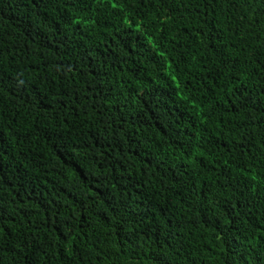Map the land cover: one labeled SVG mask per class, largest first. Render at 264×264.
Returning <instances> with one entry per match:
<instances>
[{"label": "trees", "instance_id": "16d2710c", "mask_svg": "<svg viewBox=\"0 0 264 264\" xmlns=\"http://www.w3.org/2000/svg\"><path fill=\"white\" fill-rule=\"evenodd\" d=\"M0 264H264V0H0Z\"/></svg>", "mask_w": 264, "mask_h": 264}]
</instances>
